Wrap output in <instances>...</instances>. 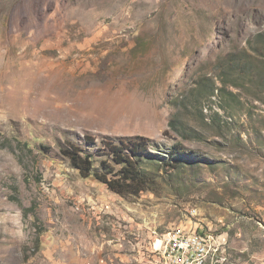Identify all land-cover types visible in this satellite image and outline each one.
<instances>
[{"label":"rangeland","instance_id":"rangeland-1","mask_svg":"<svg viewBox=\"0 0 264 264\" xmlns=\"http://www.w3.org/2000/svg\"><path fill=\"white\" fill-rule=\"evenodd\" d=\"M86 136L170 165L122 197L63 155ZM185 226L264 264V0H0V264H168Z\"/></svg>","mask_w":264,"mask_h":264},{"label":"trees","instance_id":"trees-1","mask_svg":"<svg viewBox=\"0 0 264 264\" xmlns=\"http://www.w3.org/2000/svg\"><path fill=\"white\" fill-rule=\"evenodd\" d=\"M82 142L85 147L72 142L66 143L63 155L83 178L93 177L122 197L138 196L151 190L154 180L145 163H148V160L155 162L157 159L148 158L151 148L148 138H102L98 142L96 138L86 136ZM92 149H96V152ZM167 154L184 156L180 147H173ZM96 157L99 159L98 167L95 166ZM164 161L160 165L155 162V165H170Z\"/></svg>","mask_w":264,"mask_h":264},{"label":"built area","instance_id":"built-area-1","mask_svg":"<svg viewBox=\"0 0 264 264\" xmlns=\"http://www.w3.org/2000/svg\"><path fill=\"white\" fill-rule=\"evenodd\" d=\"M195 215V213L193 214ZM180 231L188 232V239H180ZM197 231H192V226L180 229L176 234H164L161 238L156 239L159 243V250L167 251L168 264H174L175 261H181V256H189L188 264H198L202 259L204 248L195 246V236ZM207 240L216 241L219 244V238H215L210 234Z\"/></svg>","mask_w":264,"mask_h":264},{"label":"bare ground","instance_id":"bare-ground-1","mask_svg":"<svg viewBox=\"0 0 264 264\" xmlns=\"http://www.w3.org/2000/svg\"><path fill=\"white\" fill-rule=\"evenodd\" d=\"M200 238V237H199ZM182 239V238H181ZM206 243V242H205ZM202 246V245H201ZM200 263V262H199Z\"/></svg>","mask_w":264,"mask_h":264}]
</instances>
